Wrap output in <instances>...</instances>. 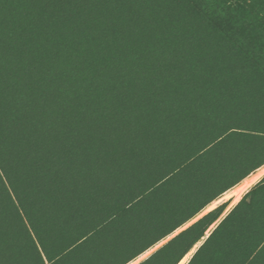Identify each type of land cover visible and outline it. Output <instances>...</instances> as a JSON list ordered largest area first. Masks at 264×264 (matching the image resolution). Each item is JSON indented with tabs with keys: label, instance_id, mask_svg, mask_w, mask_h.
I'll return each mask as SVG.
<instances>
[{
	"label": "trees",
	"instance_id": "1",
	"mask_svg": "<svg viewBox=\"0 0 264 264\" xmlns=\"http://www.w3.org/2000/svg\"><path fill=\"white\" fill-rule=\"evenodd\" d=\"M263 163L264 0H0V264H125ZM186 264H264V176Z\"/></svg>",
	"mask_w": 264,
	"mask_h": 264
},
{
	"label": "bare ground",
	"instance_id": "2",
	"mask_svg": "<svg viewBox=\"0 0 264 264\" xmlns=\"http://www.w3.org/2000/svg\"><path fill=\"white\" fill-rule=\"evenodd\" d=\"M264 175V163L260 165L258 168L253 170L251 173L246 175L244 178H242L238 183L230 187L229 189L225 190L222 192L218 197L215 199L211 200L209 203H207L199 212H197L193 217L188 219L186 222H184L182 225L178 226L175 228L171 233L166 235L164 238H162L160 241L155 243L154 245L150 246L143 252H141L138 256H136L134 259L128 261L125 264H131V261H135L136 264L144 259L145 257L149 256V254L157 247L160 243L163 241H166L169 237H172L178 231L184 229L187 227L189 224L197 220L201 215L204 213H207L210 209L215 207L217 203L224 199H229L232 197L231 201L228 203L227 208H230L232 205L236 204L240 198H242L243 193L251 187L259 178H261ZM220 217H218L216 220L218 221ZM216 220L208 227V229L205 231V235H208L210 233V229H212L216 224ZM198 245V242L195 243L175 264H185L187 263V260L190 258L192 253L195 251L196 247Z\"/></svg>",
	"mask_w": 264,
	"mask_h": 264
},
{
	"label": "crops",
	"instance_id": "3",
	"mask_svg": "<svg viewBox=\"0 0 264 264\" xmlns=\"http://www.w3.org/2000/svg\"><path fill=\"white\" fill-rule=\"evenodd\" d=\"M263 176H264V175H263ZM263 176H262V177H263ZM262 177H261V178H262ZM261 178H259L254 184H256L258 181H260ZM254 184H253V185H254ZM253 185H252V186H253ZM252 186H251V187H252ZM251 187H249V188L243 193V195H244V194H245V193H246ZM243 195H242V196H243ZM231 199H232V197H230L229 199H224V200L220 201L219 203H217V205L215 206V207H217V206H219L220 204H222V203H224V202L226 203L225 206H224V208H223V210H222V212H221V214L219 215L220 218L218 219V221L216 220V223H215L216 225H217V224L220 222V220H221L222 218H224V216H225V215H226V214H227V213H228V212H229V211H230V210H231V209H232V208L238 203V202H237L236 204H234V206L232 205L230 208H228V209L226 210L227 205H228V203L231 201ZM240 199H241V198H240ZM240 199H239V200H240ZM215 207H213L212 209H214ZM212 209H210V210H212ZM210 210H209V211H210ZM204 214H205V213H204ZM204 214H203V215H204ZM201 216H202V215H201ZM201 216H200V217H201ZM200 217H199V218H200ZM216 225H215V226H216ZM215 226H214V227H215ZM214 227H213V228H214ZM213 228H212V229H213ZM212 229H210V231H211ZM207 236H208V235H204V236L198 241V244L201 243V242H203L204 239H205ZM196 243H197V242H196ZM193 253H194V252H193ZM193 253H192V255H193ZM149 255H150V254H149ZM192 255H191V256H192ZM191 256H190V258H191ZM147 257H148V256H147ZM147 257H145V258H147ZM145 258H144V259H145ZM190 258H189V259H190ZM144 259H142V260H144ZM189 259L187 260V262L189 261ZM142 260H141V261H142ZM141 261H139L138 263H140ZM138 263H137V264H138ZM185 264H186V263H185Z\"/></svg>",
	"mask_w": 264,
	"mask_h": 264
},
{
	"label": "rangeland",
	"instance_id": "4",
	"mask_svg": "<svg viewBox=\"0 0 264 264\" xmlns=\"http://www.w3.org/2000/svg\"><path fill=\"white\" fill-rule=\"evenodd\" d=\"M180 231H181V230H180ZM180 231H178V232H180ZM176 234H177V233H176ZM173 236H174V235H173ZM173 236H172V237H173ZM163 238H164V237H163ZM170 238H171V237H169L168 239H166V241H163L162 243H160L157 247H155V249H153V251H152L151 253H153L157 248H159L161 245H163L164 243H166ZM161 239H162V238H161ZM161 239H160V240H161ZM160 240H159V241H160ZM157 242H158V241H157ZM157 242H156V243H157ZM197 242H198V241H197ZM154 244H155V243H154ZM154 244H153V245H154ZM151 253H150V254H151Z\"/></svg>",
	"mask_w": 264,
	"mask_h": 264
},
{
	"label": "water",
	"instance_id": "5",
	"mask_svg": "<svg viewBox=\"0 0 264 264\" xmlns=\"http://www.w3.org/2000/svg\"><path fill=\"white\" fill-rule=\"evenodd\" d=\"M195 221H196V220H195ZM195 221H194V222H195ZM192 223H193V222H192ZM192 223H191V224H192ZM189 225H190V224H189ZM189 225H188V226H189ZM185 228H186V227H185ZM201 243H202V242H201ZM201 243H199V244L197 245L196 249L200 246ZM196 249H195V251H196ZM195 251H194V252H195Z\"/></svg>",
	"mask_w": 264,
	"mask_h": 264
},
{
	"label": "snow or ice",
	"instance_id": "6",
	"mask_svg": "<svg viewBox=\"0 0 264 264\" xmlns=\"http://www.w3.org/2000/svg\"><path fill=\"white\" fill-rule=\"evenodd\" d=\"M131 264H136V262L135 261H131Z\"/></svg>",
	"mask_w": 264,
	"mask_h": 264
}]
</instances>
